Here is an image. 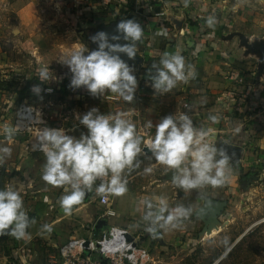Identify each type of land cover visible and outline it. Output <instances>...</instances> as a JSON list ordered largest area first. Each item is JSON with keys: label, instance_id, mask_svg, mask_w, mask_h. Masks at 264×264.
I'll return each instance as SVG.
<instances>
[{"label": "rangeland", "instance_id": "1", "mask_svg": "<svg viewBox=\"0 0 264 264\" xmlns=\"http://www.w3.org/2000/svg\"><path fill=\"white\" fill-rule=\"evenodd\" d=\"M115 3L106 20H92L89 33L78 20L76 0H0V146L12 150L0 165V188L13 185L21 193L23 210L32 220H39L44 210L39 200L48 194L57 204L54 213L60 217V231L53 237L30 233L18 240L6 230L0 235V264H66L71 257L60 253L63 244L73 238L98 240L101 231L111 225L103 220L98 226V221H102L98 219L102 208L97 204L95 191L99 183L86 191L93 196L89 210L93 209L94 214L82 211L76 215L72 212L76 205L71 214H65L59 203L66 194L63 186L53 187L41 179L45 157L22 151L23 142L30 135L14 134L8 138L3 134V127H11L15 107L22 100L41 108L50 125L61 126L67 129V134L77 137L87 132L79 122L81 115L93 107L105 115L122 111V102L115 96L107 97V90L98 96L90 95L83 88L73 90L69 86L72 74L61 62L79 47L95 49L97 45L90 38L101 30L99 26L103 23L113 18L136 19L130 12V0L123 3L122 8ZM115 8L123 14L116 13ZM108 34L111 36L115 31L108 30ZM42 70L48 72L47 80L41 81ZM37 85L41 88L39 95L32 91ZM256 149L252 159L232 161L235 173L228 180L233 185L213 198L209 209L213 210L214 202L227 204L209 221L206 216L200 226L181 225L178 233L172 229V235L165 236L162 242L157 234H150L142 222L135 224L138 220L123 217L130 221L129 233L136 245L148 251L154 264H264V147ZM110 195L114 207L115 197ZM117 218V214L112 216L114 220ZM80 219L82 224L77 222ZM114 224L123 226L119 222ZM91 230L94 235H89ZM225 238L227 245L223 243ZM91 249L93 260H105L106 257H100Z\"/></svg>", "mask_w": 264, "mask_h": 264}, {"label": "crops", "instance_id": "2", "mask_svg": "<svg viewBox=\"0 0 264 264\" xmlns=\"http://www.w3.org/2000/svg\"><path fill=\"white\" fill-rule=\"evenodd\" d=\"M112 1L117 2L120 8L123 3L129 2L76 0V6H79L78 20L84 28H88L89 33L92 32V20L101 22L110 16L113 4L116 5ZM130 4V12L141 24L143 36L135 42L136 58L128 60L125 54L122 58L134 66L138 87L131 102L110 91L107 97L115 96L122 102L121 112L129 113L127 118L136 126V132L139 120H151L155 135V125L164 116L186 113L194 126L210 130L207 140L227 154L228 177L232 176L235 173L232 161L252 159L257 152L256 147H264V0H130ZM116 9V13L123 14ZM209 17H214L211 27L206 23ZM118 20L113 18L109 23H103L99 31L114 32ZM119 42L126 43L123 39ZM176 51L184 57L186 69L193 74L187 81L177 82L169 93H154L149 79L154 71L152 64H158L164 52ZM210 115L217 116L218 121L212 123L208 119ZM137 159L140 161L139 168L124 174L128 191L121 196L114 195L115 206L111 205L113 215H106L104 206L96 199L102 208L101 218H98L102 221H98V226L105 221L110 226L125 228L128 223V229H125L129 232L130 221L123 219L126 215L138 220L135 224L142 222L148 228L149 222L143 220L147 211L145 200L155 204L158 198L163 197L170 208L177 205L190 208V216L181 225L196 228L205 221L206 216L209 221L216 214V202L212 211L209 202L233 185L227 177L222 186L214 188L206 185L184 191L172 183V171L158 164L152 156L140 154ZM147 167H152L153 171L145 173ZM90 195L86 192L84 200L72 212H76V215L82 211L94 214L93 209L89 210V200L92 202L93 198ZM43 196L47 197V201H43ZM39 202L44 210L39 220L30 224L26 234L39 233L42 237H53L60 231V217L53 211L57 209V204L48 194L42 195ZM200 207H203V211L198 213ZM115 214L118 215L116 220L112 219ZM77 222L82 224L83 220ZM118 222L123 226L114 224ZM45 224L51 226L50 232L43 229ZM180 227L174 228L176 233ZM172 229H158L160 241H165V236L170 237ZM105 230L101 231V235ZM94 234L92 230L89 232V235ZM132 239L135 241V238Z\"/></svg>", "mask_w": 264, "mask_h": 264}, {"label": "clouds", "instance_id": "3", "mask_svg": "<svg viewBox=\"0 0 264 264\" xmlns=\"http://www.w3.org/2000/svg\"><path fill=\"white\" fill-rule=\"evenodd\" d=\"M209 27L214 17L206 21ZM143 36V28L135 19H123L116 24L115 34L98 31L91 36L97 45L93 50L79 47L71 52L65 64L71 75L69 86L73 89H85L92 96L102 95L106 90L117 94L125 101L134 99L138 80L133 65L128 60L136 58L135 42ZM123 39L126 43H120ZM131 41V43H129ZM154 70L149 75L154 93H169L179 81H187L193 73L186 69L184 57L179 51L164 52L159 63H153ZM41 81L48 79V72L39 73ZM32 91L39 95L41 88L33 86ZM129 113L99 114L95 107L80 117V124L87 129L79 137L69 135L63 128L45 127L38 137L44 152V164L41 179L53 186H68L66 194L60 198V206L65 214H71L74 205L85 198L96 180L102 182L96 187V194L110 193L121 196L128 191L125 173L139 168L137 157L141 154L142 138L136 132V126L128 119ZM212 123L218 117L210 115ZM145 127L151 129L153 122L148 120ZM16 129L5 125L3 134L11 138ZM210 130L197 128L186 114L164 116L155 125V135L145 143L152 158L172 171V183L184 191L201 188L206 185L218 187L225 184L229 175V157L215 145L208 142ZM11 148L0 146V163L11 155ZM152 167L144 169L151 173ZM109 177L104 182L103 178ZM147 211L143 220L149 222L146 229L150 234H158V229L180 227L191 213L190 208L177 205L170 208L167 200L158 198L154 204L146 199ZM34 220L23 210L21 193L11 184L0 188V235H11L23 239ZM43 229L51 231L50 225ZM227 245V238L223 241Z\"/></svg>", "mask_w": 264, "mask_h": 264}, {"label": "built area", "instance_id": "4", "mask_svg": "<svg viewBox=\"0 0 264 264\" xmlns=\"http://www.w3.org/2000/svg\"><path fill=\"white\" fill-rule=\"evenodd\" d=\"M146 121L148 120H139L137 122V133L142 136L141 155L149 157L151 153L145 147V143L154 138V128H146ZM11 123V127L16 129L14 134L30 135V138L23 142V152H37L42 155H44V152L41 150V144L38 140L42 130L45 127L63 128L58 125H50L41 108L29 104L24 100L18 102L16 105L14 122ZM63 129L67 133V129ZM108 179L109 177L103 178L104 182ZM101 182L100 179L95 181L97 184ZM42 199L43 201H47L46 196H43ZM96 199L100 205L104 206L106 215L114 214L111 208V197L109 193L99 194ZM86 241L89 244H93L95 246L93 248L95 251H93L98 253L100 257H106L105 260H93L90 254L91 248L85 244ZM60 253L62 255H70L71 258L66 264H154V260L148 251L137 246L125 228L115 225L109 226L98 240H87L86 238H73L69 240L60 247Z\"/></svg>", "mask_w": 264, "mask_h": 264}, {"label": "water", "instance_id": "5", "mask_svg": "<svg viewBox=\"0 0 264 264\" xmlns=\"http://www.w3.org/2000/svg\"><path fill=\"white\" fill-rule=\"evenodd\" d=\"M224 205H225L224 202H216V204H215V213H219V211L223 208ZM202 211H203V207H200L197 212L201 213ZM242 235H243V233H242ZM242 235H240L237 239H239ZM86 243H87V241L85 242V244Z\"/></svg>", "mask_w": 264, "mask_h": 264}, {"label": "bare ground", "instance_id": "6", "mask_svg": "<svg viewBox=\"0 0 264 264\" xmlns=\"http://www.w3.org/2000/svg\"><path fill=\"white\" fill-rule=\"evenodd\" d=\"M88 245L89 248H95V246L93 244H89V243H86Z\"/></svg>", "mask_w": 264, "mask_h": 264}]
</instances>
